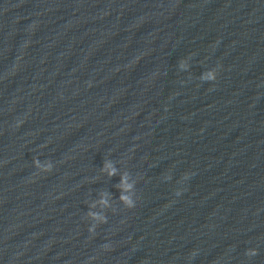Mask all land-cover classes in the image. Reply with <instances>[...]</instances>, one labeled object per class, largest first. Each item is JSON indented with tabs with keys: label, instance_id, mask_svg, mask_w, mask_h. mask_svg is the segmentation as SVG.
I'll list each match as a JSON object with an SVG mask.
<instances>
[{
	"label": "clouds",
	"instance_id": "clouds-1",
	"mask_svg": "<svg viewBox=\"0 0 264 264\" xmlns=\"http://www.w3.org/2000/svg\"><path fill=\"white\" fill-rule=\"evenodd\" d=\"M181 67H184V63L181 62L180 63ZM217 78V71L216 70H212L209 71L208 73H206L204 76H202V80L204 81H214ZM35 167L41 169V171L44 172H51L53 169V163L49 162L46 165H41L39 160H35L33 161ZM103 171L107 172V175L109 177L116 175L117 169L112 165L111 162H105L104 167L102 169ZM187 178V175L185 176V179ZM166 179H170V177L166 178ZM118 187L122 188V194L119 197L120 201L122 202V204L126 207V208H134L135 207V200H134V196L132 195H127L124 194L125 192H129L134 188V184L133 183H129L128 182V175L124 174L121 177V183L120 185H118ZM177 195H180L181 193L178 191L176 193ZM101 204H104L107 206L108 202L107 200L102 199L100 201ZM94 206V205H93ZM88 216L93 219L94 221H98L99 223H107V217L105 215H101L95 212H89ZM95 229V225H93L92 227L89 228V231L92 232ZM250 255H255V251H251L249 253Z\"/></svg>",
	"mask_w": 264,
	"mask_h": 264
}]
</instances>
